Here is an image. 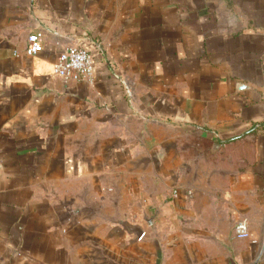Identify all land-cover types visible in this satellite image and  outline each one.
<instances>
[{"label": "crops", "instance_id": "crops-1", "mask_svg": "<svg viewBox=\"0 0 264 264\" xmlns=\"http://www.w3.org/2000/svg\"><path fill=\"white\" fill-rule=\"evenodd\" d=\"M0 264H264V0H0Z\"/></svg>", "mask_w": 264, "mask_h": 264}, {"label": "built area", "instance_id": "built-area-1", "mask_svg": "<svg viewBox=\"0 0 264 264\" xmlns=\"http://www.w3.org/2000/svg\"><path fill=\"white\" fill-rule=\"evenodd\" d=\"M43 38V32L41 31L29 34L24 54L28 56L38 54L42 48ZM53 73L66 81L70 78L90 81L94 73L92 56L83 47L76 45L68 46L57 56L53 64ZM234 232L238 238H248L249 233L246 222H237Z\"/></svg>", "mask_w": 264, "mask_h": 264}]
</instances>
